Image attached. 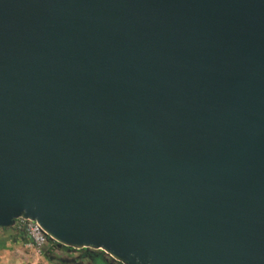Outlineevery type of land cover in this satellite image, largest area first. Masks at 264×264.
Masks as SVG:
<instances>
[{
	"label": "water",
	"instance_id": "95a60500",
	"mask_svg": "<svg viewBox=\"0 0 264 264\" xmlns=\"http://www.w3.org/2000/svg\"><path fill=\"white\" fill-rule=\"evenodd\" d=\"M123 264H264V0H0V229Z\"/></svg>",
	"mask_w": 264,
	"mask_h": 264
},
{
	"label": "built area",
	"instance_id": "2783aa9c",
	"mask_svg": "<svg viewBox=\"0 0 264 264\" xmlns=\"http://www.w3.org/2000/svg\"><path fill=\"white\" fill-rule=\"evenodd\" d=\"M13 228L26 235L25 248L29 249L22 253L25 264H45L44 250L50 248L53 252L58 246L54 245L56 241L50 239L49 235L34 219L19 217L15 220Z\"/></svg>",
	"mask_w": 264,
	"mask_h": 264
},
{
	"label": "crops",
	"instance_id": "0c3cea01",
	"mask_svg": "<svg viewBox=\"0 0 264 264\" xmlns=\"http://www.w3.org/2000/svg\"><path fill=\"white\" fill-rule=\"evenodd\" d=\"M8 232L11 237L10 239H0V264H25L23 262L24 257L22 256V253L25 254V251L29 250L24 246L25 241L27 240L26 235L22 232L14 233L12 228L9 229ZM58 249L61 248L57 247L52 253L54 254ZM47 261L54 264V261L48 259Z\"/></svg>",
	"mask_w": 264,
	"mask_h": 264
},
{
	"label": "rangeland",
	"instance_id": "374dc122",
	"mask_svg": "<svg viewBox=\"0 0 264 264\" xmlns=\"http://www.w3.org/2000/svg\"><path fill=\"white\" fill-rule=\"evenodd\" d=\"M13 229L14 233H19L15 228L13 227H5L1 228L0 230V239L8 240L10 239V234L8 232L9 229ZM12 232V233H13ZM91 251L94 252H100L102 250L99 249H91ZM83 253V250H80L79 248H74L72 250H64V249H58L57 252H54L52 254L54 256V264H91V261L88 258L81 257V254ZM109 261L112 263L118 264L117 260H114L111 258L107 253L104 252L103 254ZM45 264H51L45 260Z\"/></svg>",
	"mask_w": 264,
	"mask_h": 264
},
{
	"label": "trees",
	"instance_id": "16d2710c",
	"mask_svg": "<svg viewBox=\"0 0 264 264\" xmlns=\"http://www.w3.org/2000/svg\"><path fill=\"white\" fill-rule=\"evenodd\" d=\"M54 245H56V246H58V247H60L61 249H64V250H72V249H74L73 247L59 245L57 242ZM79 249L83 250V253L81 254V257L88 258L91 261V264H107L101 257L104 254L103 251H100L98 253V252L91 251L90 248H86V247H82V248H79ZM44 254H45V257L48 260L54 261V256L52 255L53 253L50 250V248H46L44 250Z\"/></svg>",
	"mask_w": 264,
	"mask_h": 264
},
{
	"label": "flooded vegetation",
	"instance_id": "af4514ba",
	"mask_svg": "<svg viewBox=\"0 0 264 264\" xmlns=\"http://www.w3.org/2000/svg\"><path fill=\"white\" fill-rule=\"evenodd\" d=\"M101 257L107 264H115V263H112L111 261H109V259H107L104 255H102ZM117 262H118V264H123L120 261H117ZM73 263H71V264H73Z\"/></svg>",
	"mask_w": 264,
	"mask_h": 264
}]
</instances>
